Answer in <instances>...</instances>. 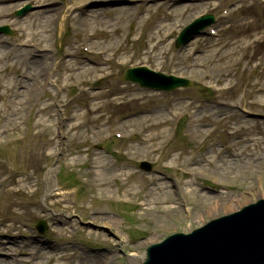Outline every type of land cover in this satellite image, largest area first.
Masks as SVG:
<instances>
[{
	"label": "rangeland",
	"instance_id": "obj_1",
	"mask_svg": "<svg viewBox=\"0 0 264 264\" xmlns=\"http://www.w3.org/2000/svg\"><path fill=\"white\" fill-rule=\"evenodd\" d=\"M36 1L9 0L12 6L0 13V25L14 30L0 34V53L9 52L0 59V85L19 81V72L37 85L24 95L16 87L20 105L8 109L0 96V264H101L104 255L110 264H140L149 244L264 197V0H54L62 13L41 24L30 15ZM25 4L35 8L14 16ZM80 5L81 13L74 10ZM203 13L217 16L216 35L203 28L174 48L178 32ZM86 14H97L89 30L82 24ZM20 26L28 45L45 47V56L15 45ZM83 32L90 48L107 49L104 54L81 51ZM34 62L44 65L35 71ZM137 65L197 84L161 92L122 82L124 68ZM63 76L66 85L58 91ZM114 131L123 138L113 139ZM87 160L97 166L96 189L84 182ZM142 160L152 163L150 172L135 163ZM127 171L134 177L111 179ZM108 185L119 190L114 200L127 188L135 193L109 204ZM174 207L171 216L165 209ZM88 210L110 211L119 220L106 226ZM39 219L48 224L43 235L35 229ZM131 249L137 256L128 255Z\"/></svg>",
	"mask_w": 264,
	"mask_h": 264
},
{
	"label": "bare ground",
	"instance_id": "obj_2",
	"mask_svg": "<svg viewBox=\"0 0 264 264\" xmlns=\"http://www.w3.org/2000/svg\"><path fill=\"white\" fill-rule=\"evenodd\" d=\"M9 2V0H0V13L1 12H3V10H7V9H9L10 8V6H12V4H10V3H8ZM36 3H37V7H38V10H36V11H34V12H32V13H30V15H32V16H38V17H40L39 18V20H38V23L39 24H41L40 23V21L42 20V21H45L46 19H48L49 20V23H50V21H51V19H53V14L54 13H56V15L58 14H61L62 13V9L61 8H59V9H56V8H54V4H55V1L54 0H37L36 1ZM97 17V14H94L93 16H88V19L87 20H83L84 22H86L87 24H89L90 22V20L93 18V17ZM46 22V21H45ZM18 43H19V46H27V36L26 35H21L20 36V39L18 40ZM3 44V41L2 40H0V49H4L3 47H4V45H2ZM29 46V48H31L32 49V51L33 52H41V53H43L42 54V56H45V51L47 50V49H45V47H43V49H40V48H38L39 47V44L38 43H34L33 45H28ZM104 50H107V49H104ZM104 52V51H103ZM28 54H29V52H28ZM9 56V52L7 51V50H5V51H3V52H1L0 53V59H6L7 57ZM30 56H31V58H33L34 57V55L32 54H30ZM19 57H21V56H19ZM108 59V58H107ZM22 60H24L23 58H22ZM105 61H106V58H104L103 59V63H105ZM33 62V61H32ZM33 65H35V71L37 70V68H39L40 66L42 67L44 64H39V65H36L35 64V62L34 63H32ZM45 64H47V62L45 63ZM47 67H45V69H46ZM44 69V70H45ZM41 70V69H40ZM39 70V71H40ZM90 70H93V71H101L100 69H98V67H96V66H94V67H92V68H90ZM17 78H19V81H18V79H11V81H9V86H7V85H5L4 83L2 84V85H0L1 87H3V88H5V91L3 92V93H1L0 94V96H1V98L4 100V107L6 108V109H8L9 108V106L11 105V104H13L14 103V98H16L18 95H19V90L16 88V87H23L24 88V91H23V95H24V93L26 94V93H30V94H32V91H34V89L36 88V81L35 80H33V77H29L28 75H25V73L24 72H19L18 73V75H17ZM22 79V80H21ZM0 82H1V80H0ZM8 88H10V89H13V91H12V95L11 96H9L8 95ZM19 105H20V103H19ZM43 109V108H42ZM42 109H40L39 111H41ZM14 116H16L15 114H13V115H11L10 117H14ZM70 120H71V118H70ZM113 176L115 177V176H118V174L117 175H115L114 173H113ZM119 177V176H118ZM60 190V189H59ZM191 191V190H190ZM61 192V191H60ZM134 193L135 192V188H127V189H125V190H123L122 191V193H121V195L122 196H124L125 198L129 195V193ZM107 193H108V195L107 196H109V197H113L114 195H117L118 194V192H117V190L116 189H111L110 188V186H107ZM151 193V192H150ZM119 195V194H118ZM152 200H155L154 201V203L157 205V203H159V204H162L161 203V201L160 200H156L155 198L154 199H152ZM151 200V201H152ZM163 200V202L164 203H166V202H170V197H166V198H164V199H162ZM150 202V201H149ZM153 202V201H152ZM149 206V204L147 203L146 205H144V208H147ZM167 209V208H166ZM175 207L174 208H171V213L172 212H174L175 211ZM98 218L100 219V220H102L103 221V223L104 224H106V225H113L114 223H116V221H117V219H116V217L114 216V215H110V214H108V213H100V215L98 216ZM61 230V229H60ZM6 242H8L7 244H10L11 242L13 243V244H15L16 242H14V240L13 241H6ZM42 247L45 245V243L44 242H41V244H40ZM48 247H45V249H47ZM49 249H51L50 247H49ZM3 250V249H2ZM133 255V254H132ZM68 256H70V255H68ZM67 256V257H68ZM106 255H104V256H102V258H101V260H100V263L101 264H110L111 263V260H110V258H108V257H105ZM66 257V258H67ZM60 259H62V258H60V256H56L55 258H54V262L55 263H57V261L58 260H60ZM1 261V260H0ZM1 262H5V261H1Z\"/></svg>",
	"mask_w": 264,
	"mask_h": 264
},
{
	"label": "water",
	"instance_id": "obj_3",
	"mask_svg": "<svg viewBox=\"0 0 264 264\" xmlns=\"http://www.w3.org/2000/svg\"><path fill=\"white\" fill-rule=\"evenodd\" d=\"M139 70H137V74L136 75H133V76H130L131 75V72L130 71H126V74H125V79H131V80H135V81H138L140 83H142L141 79H140V76H139V72L141 71L140 68H138ZM154 82H151L150 84L148 85H151V86H157V87H161L159 85H155L153 84ZM178 84L176 82H173L172 84H168V85H164L163 87L161 88H164V89H172L174 87H176ZM221 232V231H220ZM214 238V237H213ZM204 239L203 237H200L198 235H196L195 237L191 238V237H185L183 243L186 244V248H188V250L185 252V256L187 259H194L195 258V263L196 264H201L202 262L204 264L208 263V264H216V263H221L222 261H217V259H214V258H209V253L206 254L205 256H203V254L207 253V252H202L200 253L201 249H205L207 250V248H204V247H200L201 245V240ZM211 241H213V239H210ZM197 243V245H196ZM194 245V246H193ZM193 246V248H192ZM151 250V256L148 255V259L147 261L144 263V264H178L175 262L174 260V256L173 254L171 253H168V250L165 248V245L162 246V245H155L153 247L150 248ZM200 253V255L202 256H198ZM258 255L260 254V250L257 251ZM221 256V253H219L218 255L216 254L215 257H219ZM200 257V258H199ZM206 257L207 261L204 262L202 259ZM209 260V262H208ZM224 260V259H223ZM240 260V258H239ZM254 258L249 254H247L246 258L243 260V262L241 264H244L245 262H251L253 261ZM184 263V262H183Z\"/></svg>",
	"mask_w": 264,
	"mask_h": 264
}]
</instances>
